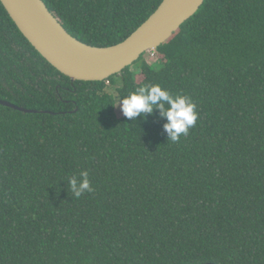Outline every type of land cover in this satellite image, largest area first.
Returning a JSON list of instances; mask_svg holds the SVG:
<instances>
[{"label":"trees","instance_id":"trees-1","mask_svg":"<svg viewBox=\"0 0 264 264\" xmlns=\"http://www.w3.org/2000/svg\"><path fill=\"white\" fill-rule=\"evenodd\" d=\"M42 1L100 48L162 2ZM151 53L105 81L71 82L0 3V100L36 111L0 106V264H264V0H205ZM146 83L196 105L178 142L159 112L116 115ZM84 170L94 191L76 198L66 184Z\"/></svg>","mask_w":264,"mask_h":264},{"label":"water","instance_id":"water-1","mask_svg":"<svg viewBox=\"0 0 264 264\" xmlns=\"http://www.w3.org/2000/svg\"><path fill=\"white\" fill-rule=\"evenodd\" d=\"M204 1L162 0L124 41L104 48L86 45L70 36L42 0H0V3L22 36L60 74L71 82H102L120 74L143 54L155 51ZM0 106L25 114L36 113L2 100Z\"/></svg>","mask_w":264,"mask_h":264},{"label":"clouds","instance_id":"clouds-1","mask_svg":"<svg viewBox=\"0 0 264 264\" xmlns=\"http://www.w3.org/2000/svg\"><path fill=\"white\" fill-rule=\"evenodd\" d=\"M117 105L122 114L131 121H138L137 118L146 120L148 116H153L154 112H159L167 121L163 125L167 141L174 143L178 142L182 135H188L189 129L195 126L198 119L196 105L189 96L173 95L156 83H146L135 88L127 95L121 96ZM66 185L76 198L94 191L86 170L81 171L78 176L70 177Z\"/></svg>","mask_w":264,"mask_h":264},{"label":"rangeland","instance_id":"rangeland-1","mask_svg":"<svg viewBox=\"0 0 264 264\" xmlns=\"http://www.w3.org/2000/svg\"><path fill=\"white\" fill-rule=\"evenodd\" d=\"M144 60L147 62V63H153L154 61H155V55L153 54V53H151V52H148V53H146L145 55H144ZM138 64H140V63H138ZM137 65V64H136ZM132 66V68H131V70H134V69H136L137 67H138V65L137 66ZM117 85V84H116ZM114 88H115V86H109V90L111 91V92H113V90H114ZM117 103V102H116ZM115 107H116V109H115V112H116V115L119 117V116H121V115H123L122 114V111H121V109H120V107L117 105H115Z\"/></svg>","mask_w":264,"mask_h":264}]
</instances>
